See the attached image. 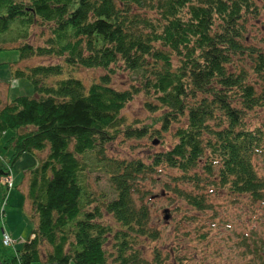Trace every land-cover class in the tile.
I'll use <instances>...</instances> for the list:
<instances>
[{
  "label": "trees",
  "instance_id": "16d2710c",
  "mask_svg": "<svg viewBox=\"0 0 264 264\" xmlns=\"http://www.w3.org/2000/svg\"><path fill=\"white\" fill-rule=\"evenodd\" d=\"M251 12L258 17L255 0H0V49L18 48L21 62L54 51L72 69L106 71L86 85L59 63L19 66L14 75L27 72L34 94L9 103L0 94V138L10 131L0 219L14 185L33 222H22L26 240L12 248L0 241V264H175L180 256L166 260L156 245L151 260L145 251L160 234L145 183L160 165L175 170L160 191L189 207H208L211 193L262 198L264 49L246 39ZM48 23L52 37L31 43L33 26ZM120 66L138 75L136 86L110 83ZM139 93L154 123L123 114ZM120 127L126 137L167 131L169 141L148 160L109 156ZM25 153L35 166L19 183L2 182ZM95 163L106 188L90 182Z\"/></svg>",
  "mask_w": 264,
  "mask_h": 264
},
{
  "label": "rangeland",
  "instance_id": "374dc122",
  "mask_svg": "<svg viewBox=\"0 0 264 264\" xmlns=\"http://www.w3.org/2000/svg\"><path fill=\"white\" fill-rule=\"evenodd\" d=\"M255 1L260 12L258 17L252 12L247 15L248 36L246 39L249 42H256L260 48L264 49V0ZM51 27L50 23L44 29L33 26L29 41L33 44H42L44 38L52 37ZM40 30H43V33ZM11 32L6 33L4 39H9L13 34V31ZM35 56L37 57L21 62L18 48L0 49V94L2 101L9 103L17 96L34 94L33 82L27 72H23L20 76L14 75L19 66L27 68L29 64L59 63L64 67V76L71 74L80 78L86 85L98 81L101 74L106 73L102 67L75 66L72 69L66 64L65 55H59L54 51ZM241 60L249 61L247 57H242ZM47 79L49 82L53 81V78L47 77ZM138 82L139 78L136 73H132L121 66L111 72L110 75V83L118 88H131L136 86ZM143 100V94H137L125 107L123 114L128 120L137 119L139 124L154 123L156 115L151 114L153 111L142 107ZM122 130L123 127H120L115 141L107 146L106 151L109 156L139 157L148 160L156 150L164 149L163 146L168 143L170 136L165 131L163 138H151L149 134H145L143 137H126ZM9 133L10 131H7L0 138L1 156L6 152L3 144ZM10 153L8 152V155ZM5 155L7 154L5 153ZM20 158L13 168L9 169L8 176L1 178L2 182H7L9 185L21 182L24 169L35 166L34 164L37 162L36 157L30 153H25ZM256 159L261 165L260 173L264 174V167L262 168L264 155L257 156ZM98 165L95 163L89 174L90 182L95 188H106L108 186L107 178L105 174H102V169L97 167ZM170 174H175V170L160 165L156 172L152 173L154 179H148L145 182L153 189V193L148 197V204L152 211L153 223L160 230L156 244L150 241L145 247L149 259H152V247L156 245L161 256L166 260H171V254L180 256L175 264H264V194H262L261 199L250 198L247 195L239 196L236 199L229 198L226 194L212 195L211 193L207 194L208 207L199 210L180 203L176 197L171 199L164 191H160L163 182L170 181ZM22 186L24 189L27 188V184L23 183ZM12 187L10 203L8 202L6 206V211L11 212L10 217L5 216V220L0 219V241L4 248H12L19 240L21 234L16 235V231H18L17 234L25 232L23 240L27 239V227L22 224L25 219L28 220L29 225L32 224L33 226V222L28 216V202L24 205L21 199L22 195L16 189L18 187L14 188V185ZM18 207L19 210L17 211ZM164 208L168 210L169 217L167 219H164ZM29 225L28 227H32ZM4 234L9 236V240H4ZM33 264L40 263L35 262ZM70 264L75 263L71 262Z\"/></svg>",
  "mask_w": 264,
  "mask_h": 264
},
{
  "label": "crops",
  "instance_id": "0c3cea01",
  "mask_svg": "<svg viewBox=\"0 0 264 264\" xmlns=\"http://www.w3.org/2000/svg\"><path fill=\"white\" fill-rule=\"evenodd\" d=\"M13 203V202H12ZM15 204V203H14ZM19 210V207L17 208V211ZM8 212V217H10V214H11V212H9V210L7 211ZM22 222V221H21ZM23 223H25V224H27L28 222H25V221H23ZM31 230V229H30ZM26 232H30L29 230H26ZM21 234V236L23 237V235L25 234V232L24 233H19V235Z\"/></svg>",
  "mask_w": 264,
  "mask_h": 264
},
{
  "label": "built area",
  "instance_id": "2783aa9c",
  "mask_svg": "<svg viewBox=\"0 0 264 264\" xmlns=\"http://www.w3.org/2000/svg\"><path fill=\"white\" fill-rule=\"evenodd\" d=\"M4 240L5 241L9 240V236L7 234H4Z\"/></svg>",
  "mask_w": 264,
  "mask_h": 264
}]
</instances>
